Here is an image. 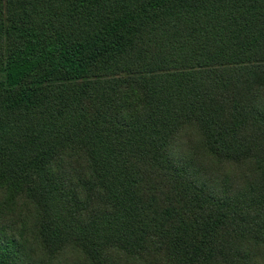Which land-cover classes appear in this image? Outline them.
<instances>
[{
	"label": "trees",
	"instance_id": "1",
	"mask_svg": "<svg viewBox=\"0 0 264 264\" xmlns=\"http://www.w3.org/2000/svg\"><path fill=\"white\" fill-rule=\"evenodd\" d=\"M0 264H264V0H0Z\"/></svg>",
	"mask_w": 264,
	"mask_h": 264
}]
</instances>
